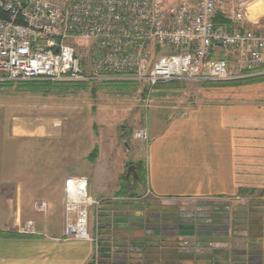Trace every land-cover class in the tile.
<instances>
[{
  "label": "crops",
  "instance_id": "0c3cea01",
  "mask_svg": "<svg viewBox=\"0 0 264 264\" xmlns=\"http://www.w3.org/2000/svg\"><path fill=\"white\" fill-rule=\"evenodd\" d=\"M160 1L165 5L170 3V0ZM175 1L171 3L175 4ZM257 3L264 6V0H257ZM225 7L226 3L217 12L215 23L229 24L223 14ZM258 24L264 28V23ZM228 54L225 53L227 59ZM177 83L180 82L157 85L155 95ZM209 90H217L215 94L219 96L213 99L203 97L194 105L168 117H158L152 111L151 116L159 124L155 131H149L146 156L143 158L141 145H138L140 149L136 147L131 151L134 161L145 166L142 197L139 194L131 198L128 193L131 186L126 184V188L121 189V179L119 176L113 177L110 170L107 182H101V176L96 175L99 182L89 184V194L101 199L104 208H109L107 216L100 210L103 225L99 224L101 239L97 253L89 242L61 238L64 227L63 201L54 212L50 211L47 199L43 201L47 205L46 213L34 210V203L42 200L35 198V192L26 191L31 173L22 163L24 160L30 161L32 155L26 151V157L21 160L13 152L10 156L1 150L0 264H99V259L103 264H148L153 262L149 256L153 255L155 247L160 254L157 263L179 264L180 256L175 246L180 245L178 240L181 239L178 237L182 234L175 235L173 229L163 226L160 229L155 227L166 224L161 218L180 217L178 209L187 212L190 207L187 205L193 208L192 215L187 214L189 217L213 219L210 223L213 228L211 235L222 237L225 227L214 226L217 214L215 218L210 213L207 215V212L197 213L192 205L202 204L205 209L215 207L219 211L228 207L226 204L229 201L244 196L264 198V80ZM3 139L4 142H12L10 135ZM96 159L95 169L99 162ZM24 163H27L26 167L30 166L29 162ZM32 172L34 175L35 171ZM133 199L140 200V203L144 200L146 204L152 200L169 207L161 206L158 210L161 212L159 220L153 219L149 223V219H142L148 213L146 208L139 209L138 218L136 214L132 216L127 208L124 209ZM174 202L177 209L170 207V203ZM26 220L35 222V235H23L17 231L18 225ZM144 221L145 229L142 225ZM168 221L172 228L174 220ZM152 228L159 231L158 236L153 235L160 241L155 246L150 242L152 239L148 231ZM204 230V233L208 232L207 227ZM39 232L40 235H36ZM252 251L264 254L259 248ZM243 252H247L246 249Z\"/></svg>",
  "mask_w": 264,
  "mask_h": 264
},
{
  "label": "built area",
  "instance_id": "2783aa9c",
  "mask_svg": "<svg viewBox=\"0 0 264 264\" xmlns=\"http://www.w3.org/2000/svg\"><path fill=\"white\" fill-rule=\"evenodd\" d=\"M230 1L225 25L214 19L227 0H177L168 9L160 0H0V84L118 79L143 86L148 99L158 84L264 74V35L232 28L247 17L253 0ZM74 39L85 43V60L69 44ZM235 52L232 68L222 54ZM132 136L146 149V126ZM100 202L89 194L86 177L66 179L61 238L89 242L97 253L101 228L90 215L100 218ZM33 208L46 213L47 205L38 201ZM219 211L228 215L229 208ZM34 224L26 220L17 231L34 234Z\"/></svg>",
  "mask_w": 264,
  "mask_h": 264
},
{
  "label": "rangeland",
  "instance_id": "374dc122",
  "mask_svg": "<svg viewBox=\"0 0 264 264\" xmlns=\"http://www.w3.org/2000/svg\"><path fill=\"white\" fill-rule=\"evenodd\" d=\"M171 1L169 5L162 3V6L166 9L172 7L173 2L171 3ZM260 4L257 3V0H253L247 17L239 24L232 25V28H241L264 35V28L259 27L261 25L258 24L259 22L264 23V6ZM231 6L233 7V4L228 0L223 9L227 21H230L229 9ZM69 44L82 60L87 58V48L84 42L74 39L70 40ZM227 56L228 59H226L234 68L239 57L238 53H229ZM115 80V82L111 80L76 83L75 86L63 90L51 87L47 90V95L41 94L40 91L33 93L24 91L18 83L12 86L0 85V154L1 150L10 156L13 152V155L20 156L21 160L26 157V151L32 155L30 161L22 162L26 171L30 169L31 173L30 184H27L26 191L35 192L36 199L42 201L47 199L50 203V211L54 212L60 203L62 204L66 179L84 176L87 178L89 186L92 181L99 182L96 175L101 176V182H107L109 170L113 177L119 176L128 186H131L128 193H134L135 196L140 194L142 197L144 183L137 176L135 168L139 162L134 161L131 152L134 148H139L141 144L133 138V130L146 126L148 133L155 131L159 123L151 116L152 111H155V115L157 114L158 117H168L194 105L203 97L213 99L219 96L215 94L217 90H209L211 88L237 86L180 81L177 85L174 84L156 95L155 87L153 93L146 99L147 93L143 86L134 81ZM114 83L129 84H127L128 86L112 85ZM12 132L18 136H14ZM7 135L12 137V142L7 140L4 142L3 138ZM27 143H31V145ZM95 146L98 151L96 160H99L97 169H95L96 163H92L90 157L88 158ZM141 146L144 158L146 149L144 145ZM28 147L30 148L27 150ZM24 162H29L30 166L26 167L27 163L25 165ZM132 166L133 170L127 175V171ZM143 168L145 170V166ZM32 170L35 171L34 175ZM121 194L120 192L119 195ZM170 204L171 209L172 207L176 208L177 203ZM226 205L229 208L228 215L225 214L226 218L222 217L225 216L221 215L223 212L214 211L213 207L205 209L202 204L192 205L196 208L197 213L207 212V215L210 213L214 217L217 213L218 216L215 218L218 221L214 222V226L225 228L221 233L222 237H213L212 235L198 237L190 234H182L178 237L181 239L178 240L180 245L175 246V250L177 249L176 252H179V264H212L215 262L243 264L245 257L239 254L240 251L246 249L251 255H254L253 248L264 251V198L244 196L231 200ZM161 206L169 207L157 204L152 200H148L146 204L144 200L140 203V200L133 199L127 203L124 209L127 208L128 212L131 211L132 216L136 214L138 218L139 209L146 208L148 213L146 216L144 214L142 219H149V223H151L153 219L159 220L158 216L161 212L158 210ZM187 206H190L187 212L178 209L177 213L180 218H188L187 214L192 215L193 208L191 205ZM99 210L103 211L106 216L109 213V208H104L102 201ZM172 218L167 217L166 220ZM90 219L94 223L96 216L91 213ZM204 219L200 218L199 222L204 223ZM223 219H226L227 222L219 221ZM206 220L211 223L213 219L207 218ZM131 221L134 222L133 219ZM97 222L103 225L102 218L100 221L98 217ZM142 225L145 229V221ZM209 225L212 227L211 224ZM207 226L208 224L205 222V227ZM160 228L161 225H158L156 229ZM148 231L152 239L150 242H153L155 246L160 241L153 235L158 236L159 231L157 234L153 228ZM204 231L201 230V232ZM163 241L169 243L165 239ZM157 248L159 249V246ZM152 253L153 255H150L149 258L153 262L148 264H160L157 263L160 254L157 253L156 247ZM255 259L256 262L260 260L259 258ZM99 264H103L101 259H99Z\"/></svg>",
  "mask_w": 264,
  "mask_h": 264
},
{
  "label": "trees",
  "instance_id": "16d2710c",
  "mask_svg": "<svg viewBox=\"0 0 264 264\" xmlns=\"http://www.w3.org/2000/svg\"><path fill=\"white\" fill-rule=\"evenodd\" d=\"M1 17V15H0ZM2 17H5V16H2ZM264 80V74H260V75H256V76H253V77H248V78H243V79H239V80H232V81H223V82H207V83H204V84H207V85H239V84H252L254 82H259V81H263ZM13 84H15L14 82H6V83H3V84H0L1 86H12ZM22 86L23 90L24 91H28V92H42L41 94L43 95H47L48 94V89H50L51 87H56V89L58 90H63V89H67L69 87H73L75 86V82H65V83H54V82H49V81H32V82H24V83H18ZM80 84V83H79ZM127 84L129 83H114L112 85H123V86H128ZM42 90H46V91H42ZM97 147L95 146L92 151L89 153V156L88 158L91 160V162H94L96 157H97ZM138 164V175L139 176V179L143 180L145 179V170L142 166L141 163H137ZM121 189L122 188H126V183L125 181L123 180V178H121ZM129 196L131 198H134L135 195L133 193H130ZM101 220V218H99ZM99 250V249H98ZM97 250V252H98ZM257 251H253L254 254H257L258 256H260L261 258V262L264 261L263 257V253H255ZM250 254H248V252L245 253L244 256H248ZM98 262V261H97ZM242 263H249L247 262V259H245ZM91 264H94L91 263ZM212 264H225V263H212Z\"/></svg>",
  "mask_w": 264,
  "mask_h": 264
},
{
  "label": "flooded vegetation",
  "instance_id": "af4514ba",
  "mask_svg": "<svg viewBox=\"0 0 264 264\" xmlns=\"http://www.w3.org/2000/svg\"><path fill=\"white\" fill-rule=\"evenodd\" d=\"M136 168V171L138 172V167L136 166L135 167ZM138 174V173H137ZM227 215V213H222L221 215ZM188 216V215H187ZM222 217H224V216H222ZM166 218L167 217H164V218H161V220H164V221H162L163 223H166V224H164V225H161V226H163V227H165V228H167V229H173V232H174V234L175 235H177V234H190V235H192V233L194 232H199V231H196L195 229L194 230H190V225L189 224H191V223H195L196 222V220H199V219H195V218H189V216H188V218H175L176 220H177V227L175 226L176 224H173V227L171 228L170 227V223H169V221H168V219L166 220ZM225 218V217H224ZM173 219V218H172ZM211 219V218H210ZM170 220V219H169ZM216 221H218V220H215V222ZM219 221H221L222 223H226L227 222V220L226 219H223V220H219ZM205 222L209 225L210 223L205 219L204 220V223H201V222H198V223H196V224H194L195 226H198V227H200L199 225H205ZM167 226V227H166ZM155 228H157V227H155ZM157 231L158 230H155L154 229V232H156L157 233ZM167 231H171V230H167ZM155 233V234H156ZM195 236V235H194ZM249 251H251V249H249ZM241 252V251H240ZM240 252H239V254H240ZM242 253V252H241ZM245 253L246 252H243L241 255H245ZM248 254H250V255H248V256H244L245 257V259H247V262H249V263H246V264H259V263H264V261L263 262H261V258H260V256H258L257 254H254V255H251V253L250 252H248ZM255 258H259L260 260H259V262H256V259ZM244 259V260H245ZM253 260V261H252ZM243 264H245V263H243Z\"/></svg>",
  "mask_w": 264,
  "mask_h": 264
},
{
  "label": "water",
  "instance_id": "95a60500",
  "mask_svg": "<svg viewBox=\"0 0 264 264\" xmlns=\"http://www.w3.org/2000/svg\"><path fill=\"white\" fill-rule=\"evenodd\" d=\"M131 170H133V166H132V168H130V169L127 171V175L130 174V171H131ZM134 172H135V171H134ZM173 224H176L175 226L177 227V220L174 219V223H173ZM189 225H190V230H194V229H195L196 231H199V232H200L201 230H204V227H205V225H199L200 227L195 226L194 223H191V224H189ZM212 230H213V228H212L210 225H208V226H207V231H208L207 233H204V232H203V234H202V233L199 234V232H195V233L193 232L192 235H205V234H207V235H211V234H212Z\"/></svg>",
  "mask_w": 264,
  "mask_h": 264
},
{
  "label": "bare ground",
  "instance_id": "6f19581e",
  "mask_svg": "<svg viewBox=\"0 0 264 264\" xmlns=\"http://www.w3.org/2000/svg\"><path fill=\"white\" fill-rule=\"evenodd\" d=\"M260 71H264L263 69H261ZM256 73L257 74H260V72L259 71H256ZM225 218H226V215L224 216ZM34 229H35V225H34ZM30 235H35V233L34 234H30Z\"/></svg>",
  "mask_w": 264,
  "mask_h": 264
}]
</instances>
